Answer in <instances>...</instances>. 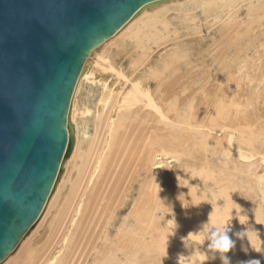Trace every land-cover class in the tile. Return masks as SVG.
<instances>
[{
  "label": "bare ground",
  "instance_id": "bare-ground-1",
  "mask_svg": "<svg viewBox=\"0 0 264 264\" xmlns=\"http://www.w3.org/2000/svg\"><path fill=\"white\" fill-rule=\"evenodd\" d=\"M263 21V0H165L96 48L71 102L72 153L0 264H221L210 240L184 238L239 206L227 255L264 264L235 235L264 246Z\"/></svg>",
  "mask_w": 264,
  "mask_h": 264
},
{
  "label": "water",
  "instance_id": "water-1",
  "mask_svg": "<svg viewBox=\"0 0 264 264\" xmlns=\"http://www.w3.org/2000/svg\"><path fill=\"white\" fill-rule=\"evenodd\" d=\"M165 0H0V263L70 157L71 102L92 52Z\"/></svg>",
  "mask_w": 264,
  "mask_h": 264
},
{
  "label": "clouds",
  "instance_id": "clouds-1",
  "mask_svg": "<svg viewBox=\"0 0 264 264\" xmlns=\"http://www.w3.org/2000/svg\"><path fill=\"white\" fill-rule=\"evenodd\" d=\"M181 179L183 178L180 176H177L178 186L184 187L180 183ZM193 206H196V205H193ZM233 210H235V218L239 220V223L241 225H246L244 223V219L248 220V218H242V208L239 206L238 209L229 210L228 215L226 216L220 215V216H217L216 218H212V216H209L208 222L203 225L201 230L198 233L189 232L187 237L184 238V242L187 238L193 237V236L195 237L196 242L198 244H202L205 241V239L210 240V243L207 245V248H208V251L211 253V255H207L208 259H216L218 256L219 259L221 260V264H231L230 257L227 254L230 251L235 249V241L229 235V233L231 232V223L234 218ZM229 219L231 220V223L228 222ZM178 228H179V225L176 223L175 216L172 215L171 222L168 225V231L166 232V247H165L166 255H167L166 249L168 246V239L170 236L175 235V232ZM248 230L249 229L247 228L244 231L235 233V235L239 239H244L246 237L253 250H255L258 253L264 254V246L260 248H256L252 245L251 238L246 235ZM242 250L245 253H247L248 251L247 248H243ZM182 257L186 258L183 255H181L179 257L178 264H181ZM240 264H261V261L259 259H251L248 261H241Z\"/></svg>",
  "mask_w": 264,
  "mask_h": 264
},
{
  "label": "rangeland",
  "instance_id": "rangeland-1",
  "mask_svg": "<svg viewBox=\"0 0 264 264\" xmlns=\"http://www.w3.org/2000/svg\"><path fill=\"white\" fill-rule=\"evenodd\" d=\"M263 2H264V0H263ZM242 6L244 7V5H242ZM196 14L198 15V17L200 16V18L202 20V22H200L199 25L200 26H201V24L202 25H205L206 22L204 21L205 18H204L203 10L202 9L196 10ZM201 14H203V15H201ZM240 14H241V18L246 19V9L245 8H242ZM176 15L178 16V13L177 12H171L170 15H169V18L173 19V18L177 17ZM263 25H264V21L262 22V26L259 29H256L257 31H255V33H254L256 36L259 35L258 40H257L258 42H262V41L264 42V26ZM205 28L206 27L202 28V30L204 29L203 30L204 31L203 36H206L207 35V32H205V30H206ZM257 32H258V34H256ZM262 32H263V35L261 34ZM260 34L263 37H261ZM163 52L164 51H161L160 54H162ZM164 163H165V165H169L170 168H176V167H178L180 165L178 162L174 161L173 159H167L166 161H164Z\"/></svg>",
  "mask_w": 264,
  "mask_h": 264
}]
</instances>
